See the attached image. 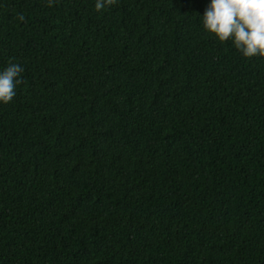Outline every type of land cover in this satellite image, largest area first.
<instances>
[{
  "label": "trees",
  "instance_id": "16d2710c",
  "mask_svg": "<svg viewBox=\"0 0 264 264\" xmlns=\"http://www.w3.org/2000/svg\"><path fill=\"white\" fill-rule=\"evenodd\" d=\"M210 2L0 0V264H264V57Z\"/></svg>",
  "mask_w": 264,
  "mask_h": 264
},
{
  "label": "clouds",
  "instance_id": "9594fccd",
  "mask_svg": "<svg viewBox=\"0 0 264 264\" xmlns=\"http://www.w3.org/2000/svg\"><path fill=\"white\" fill-rule=\"evenodd\" d=\"M54 0H47L52 6ZM117 0H96L95 10L102 11ZM25 17L19 16L23 21ZM203 28L221 43L231 41L246 58L264 57V0H211L202 17ZM25 69L9 63L0 71V103L8 104L17 94Z\"/></svg>",
  "mask_w": 264,
  "mask_h": 264
}]
</instances>
